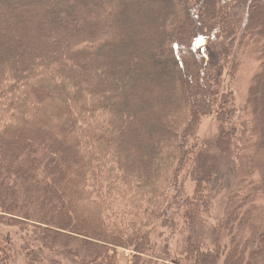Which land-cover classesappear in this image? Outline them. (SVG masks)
Returning <instances> with one entry per match:
<instances>
[{
  "label": "trees",
  "instance_id": "trees-1",
  "mask_svg": "<svg viewBox=\"0 0 264 264\" xmlns=\"http://www.w3.org/2000/svg\"><path fill=\"white\" fill-rule=\"evenodd\" d=\"M262 17L264 0H0V264H264ZM235 43L259 60L242 108L220 86Z\"/></svg>",
  "mask_w": 264,
  "mask_h": 264
},
{
  "label": "rangeland",
  "instance_id": "rangeland-1",
  "mask_svg": "<svg viewBox=\"0 0 264 264\" xmlns=\"http://www.w3.org/2000/svg\"><path fill=\"white\" fill-rule=\"evenodd\" d=\"M259 1L263 2V0H259ZM262 19L264 18L262 17ZM188 40L190 41V39ZM218 40L219 39H217V41ZM189 41L186 42L182 47L188 51L186 55L187 57H189L190 55L189 52L190 53L192 52L191 48L189 47V44H190ZM239 41L240 39L237 40L236 42H239ZM238 45H240V43ZM236 46H237V43H235V46L232 49L233 53L231 54V56L226 58L225 60L226 63H223L224 69L221 75L222 82L220 83V86L221 88L224 87L227 90L232 91L235 97L236 105L242 108L243 103L246 100V97L248 95V88L250 85L251 78L253 74L259 68V62H258L259 60H258V57H256L255 55H249L248 53H246L243 48L235 49ZM236 63H238L237 69L235 67ZM215 129H216V119H215V115L212 113L211 115L204 116L200 119L199 125L197 127V135L201 138H207L215 131ZM1 231L5 234L8 233L7 236L11 237L14 244H18L19 246L20 244H24V245H27V247L31 248L32 246L37 245L33 243L31 240L32 236H31L30 230L23 232V231L17 230L15 227L2 225ZM17 231H18V234H16ZM180 236L181 235H179L178 238H180ZM44 257H45V260L47 261L50 258H53V254L50 251H47L46 255L44 254ZM130 257L131 255L129 252L121 251L120 257L118 259V264H129ZM153 258L156 259V257H153ZM23 259H24V256L22 255L21 259L20 258L18 260L16 259L11 264H25ZM166 260L167 259L162 260V261L160 260L159 263L168 264Z\"/></svg>",
  "mask_w": 264,
  "mask_h": 264
}]
</instances>
